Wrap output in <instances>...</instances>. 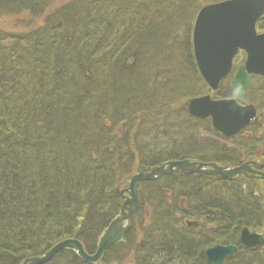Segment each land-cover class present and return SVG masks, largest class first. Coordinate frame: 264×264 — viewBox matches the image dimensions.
<instances>
[{
  "label": "trees",
  "instance_id": "1",
  "mask_svg": "<svg viewBox=\"0 0 264 264\" xmlns=\"http://www.w3.org/2000/svg\"><path fill=\"white\" fill-rule=\"evenodd\" d=\"M58 1L0 0V15L43 16L29 30L0 27V264L68 238L94 253L136 171L185 158L234 167L264 146L258 123L245 129L251 138L227 137L188 109L208 93L194 21L224 0H67L53 8ZM233 75L213 98L238 97ZM257 78L263 83H249L245 104L261 110ZM139 205L101 264H211L204 251L215 244L238 247L222 264H264V246H245L240 236L245 227L264 230L258 181L174 172L141 182ZM44 264L95 263L63 249Z\"/></svg>",
  "mask_w": 264,
  "mask_h": 264
},
{
  "label": "water",
  "instance_id": "2",
  "mask_svg": "<svg viewBox=\"0 0 264 264\" xmlns=\"http://www.w3.org/2000/svg\"><path fill=\"white\" fill-rule=\"evenodd\" d=\"M264 16V0H224L203 6L197 13L192 44L195 60L209 91L217 90L220 82L233 68L234 57L239 50L246 52L245 63L240 65L233 77L238 98L215 99L204 94L192 98L188 103L191 114L211 117L213 127L229 137L241 131L256 119L257 109L253 104H243L250 74L264 76V32L258 33L257 22ZM264 167L256 162H245L238 166H222L215 162L193 161L189 158L167 161L151 171L132 174L127 187L122 188L120 212L113 218L99 237L97 249L88 253L84 244L76 238L56 243L44 254L25 259L20 264H44L63 249L74 250L82 259L101 264L105 251L123 241L125 234L134 226L139 210V186L143 181L155 180L174 172L202 173L211 176L253 177L252 167ZM264 179V173L257 176ZM196 221H188L189 225ZM245 246L264 245V232L256 233L245 227L241 231ZM238 247L232 244H215L205 249L206 260L211 264H222L234 255Z\"/></svg>",
  "mask_w": 264,
  "mask_h": 264
},
{
  "label": "rangeland",
  "instance_id": "3",
  "mask_svg": "<svg viewBox=\"0 0 264 264\" xmlns=\"http://www.w3.org/2000/svg\"><path fill=\"white\" fill-rule=\"evenodd\" d=\"M67 0H59L56 4L53 5V8H55L57 5L65 2ZM41 23H43V16L42 17H38V18H34L31 19L29 14H24L18 17H14V16H8V15H0V27L6 30H16V31H21V30H29L31 28H33L36 25H40ZM241 59V58H240ZM238 61H241L239 59L236 60V63ZM243 62V61H242ZM257 80V82H256ZM256 80H254L252 82V87L254 86H259L260 84L263 83V80L261 78H256ZM208 92V90H207ZM211 94L213 95V92H211ZM263 102H264V97H263ZM261 106V110H258L259 113H261V117L262 120L264 121V103H259V107ZM244 135L247 138H251L252 136L250 135V130H245L244 129ZM242 136H239L238 138H240ZM237 138V139H238ZM137 172V171H136ZM135 172V173H136ZM129 184H123V188L127 187ZM261 189H264V187L261 185V183L259 182Z\"/></svg>",
  "mask_w": 264,
  "mask_h": 264
},
{
  "label": "flooded vegetation",
  "instance_id": "4",
  "mask_svg": "<svg viewBox=\"0 0 264 264\" xmlns=\"http://www.w3.org/2000/svg\"><path fill=\"white\" fill-rule=\"evenodd\" d=\"M262 17H263V16H262ZM262 17H261V18H262ZM259 19H260V18H259ZM258 21H259V20H258ZM257 23H258V22H257ZM257 31H258V33L264 32V30H259L258 28H257ZM240 58H241V59H240ZM237 59H239V60H241V61H243V62H242L241 64H239L238 66L234 67L235 62H236ZM245 60H246V52L243 51V50H239L238 53H237V54L235 55V57H234L233 68H232L231 72L234 71V74H235L237 68H238L240 65L244 64V63H245ZM231 72H230V73H231ZM230 73H229V74H230ZM229 74H228V75H229ZM233 77H234V75H233ZM253 77H254V78H253ZM257 77H263V78H264V76H261V75H259V74H250L248 85H249V83L251 84L254 80H256ZM256 81H257V80H256ZM247 88H248V86H247ZM214 91H216V90H211V91H209V87H208V93L211 95L212 98H213V95L211 94V92H214ZM208 93H207V94H208ZM246 93H247V91H246ZM245 97H246V95H245ZM234 98H235V97H234ZM237 98H238V97H237ZM242 103L245 104V99H244V101H243ZM256 109H257V108H256ZM256 116H257L256 119L253 120L251 123H258V124H260V125H259V130L262 131V132H264V121L262 120V117H261L262 115H261V113H259L258 109H257V115H256ZM208 118L211 119V117H208ZM251 123H250V124H251ZM250 124H249V125H250ZM249 125H247L246 127H244V128H243L241 131H239L238 133L234 134L233 137H234V136H239V135H241L242 132L244 131V129H246ZM229 137H232V136H229ZM263 151H264V146L262 145V146H261V150H260L258 153H256L255 155H252V156L250 157V159H247L246 161L242 162V164L245 163V162H249V163H251V162H256V163H258V164H263V163H264ZM240 165H241V164H240ZM252 168H253L254 170H256V172L253 173V174H254L253 177H249V178L252 179L253 181H258V182H260L261 185L264 187V179L257 177V176L259 175V173H264V167H262V168H257V167H255V166H253ZM263 232H264V230H263ZM263 232H262L261 234H263ZM263 246H264V245H263Z\"/></svg>",
  "mask_w": 264,
  "mask_h": 264
}]
</instances>
